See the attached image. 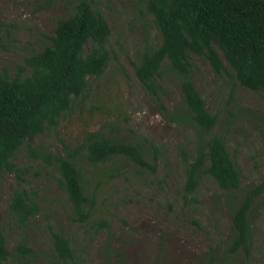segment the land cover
<instances>
[{
	"label": "rangeland",
	"instance_id": "374dc122",
	"mask_svg": "<svg viewBox=\"0 0 264 264\" xmlns=\"http://www.w3.org/2000/svg\"><path fill=\"white\" fill-rule=\"evenodd\" d=\"M78 1L0 0V72L15 75L24 57L49 43L56 21L67 17ZM86 1L110 29L105 44L110 61L100 77L89 79L87 91L70 115L37 136L33 146L62 155V143L75 147L86 133L104 131L143 145L151 153L157 151L156 172L144 177L123 172L104 179L97 189V216L110 228L87 233V228L72 224L68 217L59 175L46 162L20 152L14 163L22 170L17 173L21 179L15 173L0 174V229L8 247L25 234L28 245L40 252L48 249V228L61 227L85 264H104L100 249L108 238L118 264H190L227 239L231 219L224 207L226 192L206 176L189 203L182 199L184 154L192 155L197 137L193 130L167 120L134 71L146 46L160 42L152 16L139 0ZM191 63L193 84L206 109L218 117L212 132L225 136L240 170L241 187L259 182L264 178V96L240 86L227 65L228 73L217 75L194 55ZM161 84V102L171 115L180 108L182 96L173 74L164 71ZM90 170L86 169L85 179L95 186ZM20 188L31 191L43 206L27 233L17 229L8 214L10 194ZM250 221L253 247L243 264H264V195L252 205Z\"/></svg>",
	"mask_w": 264,
	"mask_h": 264
},
{
	"label": "trees",
	"instance_id": "16d2710c",
	"mask_svg": "<svg viewBox=\"0 0 264 264\" xmlns=\"http://www.w3.org/2000/svg\"><path fill=\"white\" fill-rule=\"evenodd\" d=\"M160 36L156 47L146 46L134 71L146 93L159 104L168 121L193 130L197 141L190 156L184 154L182 199L189 203L201 180L209 176L226 192L224 207L231 219L227 239L209 248L190 264H243L253 247L250 221L252 205L264 195V178L241 187L237 163L227 149L224 135L213 134L217 115L210 113L192 81L191 57L207 63L212 71L228 73L240 86L264 96V0H139ZM110 29L101 13L86 0L56 21L49 43L24 57L15 75L0 72V174L20 170L17 154L44 161L59 175L72 224L87 233L109 230L97 216V189L104 179L124 173L154 175L157 151L136 145L104 131L88 132L75 147L62 143V155L41 152L33 146L37 136L55 129L70 115L76 100L88 89L89 79L100 77L110 61L105 48ZM164 71L173 74L182 96L171 115L161 102ZM91 168V178L86 169ZM23 179V178H22ZM193 200V198H191ZM9 219L27 233L43 206L25 188L10 194ZM194 223H196L194 221ZM49 246L37 252L20 235L8 247L0 229V264H85L63 228H48ZM27 236V235H26ZM101 247L104 264H118L109 238ZM42 252V253H41Z\"/></svg>",
	"mask_w": 264,
	"mask_h": 264
}]
</instances>
